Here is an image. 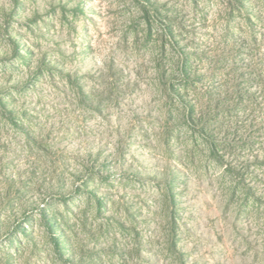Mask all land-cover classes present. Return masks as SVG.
<instances>
[{
	"label": "rangeland",
	"instance_id": "obj_1",
	"mask_svg": "<svg viewBox=\"0 0 264 264\" xmlns=\"http://www.w3.org/2000/svg\"><path fill=\"white\" fill-rule=\"evenodd\" d=\"M0 264H264V0H0Z\"/></svg>",
	"mask_w": 264,
	"mask_h": 264
}]
</instances>
